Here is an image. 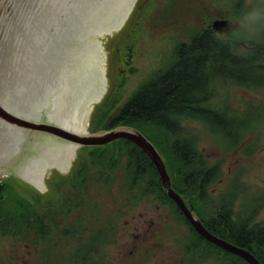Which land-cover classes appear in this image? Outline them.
Returning a JSON list of instances; mask_svg holds the SVG:
<instances>
[{"label":"rangeland","instance_id":"374dc122","mask_svg":"<svg viewBox=\"0 0 264 264\" xmlns=\"http://www.w3.org/2000/svg\"><path fill=\"white\" fill-rule=\"evenodd\" d=\"M139 4L140 0L124 28L114 36L107 37L103 42L107 57L106 74L109 89L104 99L93 110L88 126L91 134L106 130L99 125L101 116L96 115V112L108 97L111 96L109 105H115L113 110L115 114L141 87V84L149 82L160 71L176 63L178 51L174 52V49L177 44L191 40L199 30L212 23L215 18L222 16L225 18L223 20L229 18L235 20L249 11L259 10L262 13L261 18L251 25L249 31L233 29L223 32L227 36H237L239 32L243 33L245 39L240 41L236 47V52L240 54L252 53L254 47L251 40L264 44V0H155L154 6L148 9L146 5L138 9ZM227 76L228 74L223 77ZM218 91L220 95L215 100L226 102V106L232 110L253 111L248 113L251 117L255 116L258 111V118L251 122L252 128L243 132L241 139L223 145L215 143L200 122L192 120L194 122L186 123L184 121V125L194 128L199 138V148L211 165L219 164V177L214 183V201L219 202L221 196L233 189L232 183L240 179L243 187L235 197L239 199L241 195L243 199L237 201V212L243 214L245 206L247 213L260 206L257 221L264 223V92L260 90L256 93L230 80L226 82L225 88H220ZM50 100H52L51 97ZM219 105L224 106V104ZM256 146L257 149L254 150ZM251 147L254 153H244ZM90 149L81 147V153H76L75 161L69 172L72 182L77 178L81 179L83 195L71 192V195L68 194L65 198L84 200L81 214L86 224L92 223L91 230L95 224L97 227L105 228L108 236H111L114 228L111 232V229L107 227L112 228L114 224H117L119 227L117 244L111 243L105 246L108 238H103V247L94 248L97 255H92L88 261L86 258L82 259L86 249L81 252L80 256L75 257L71 243L62 249L63 246L58 242V230L53 229L48 234L50 240L47 241L44 240L45 238L40 239L35 226L33 231L25 236H18L14 232L5 234L0 230L3 234H0V264H143L144 254L145 264H184L186 262L184 260L187 259L186 245L192 233L184 224L179 223L177 218H174L170 207L164 205L156 196L135 199L127 192L126 183L134 179L128 174L129 168L125 167V160L118 168H109L106 182H102L100 175L97 176V169L88 165H83L85 171L81 175L79 162L81 160L83 164H89L87 160L91 161L88 154ZM57 175L62 174L56 169L49 170L45 181V195L50 198L56 195L55 199L59 197L60 192L62 193L60 185H57ZM10 179L18 184L17 178ZM144 180L146 181V178ZM19 182L24 183L22 180ZM27 185L34 190H25L18 186L20 193L30 194L29 196L36 202L37 192L40 195L42 193L32 185ZM127 198L133 200L135 204L129 210L121 202ZM53 203L54 209L58 211L61 200L58 199ZM65 207L64 203V210L57 215L67 219L62 215ZM113 210L122 213L123 217H118L114 213L116 216L114 218L110 212ZM142 215L146 216V237L144 238L145 243L139 248H146V250L143 251L144 254L132 258L130 257L131 249L140 240L134 225L144 217ZM77 216L78 213H72L70 218L77 219ZM56 219L62 221L61 217ZM29 236L31 237L29 240L21 238ZM101 241L102 239H98V244ZM119 249L123 252L120 253ZM56 250H63V252L55 253ZM73 257L79 262L70 263L69 259ZM199 264L221 263L212 259Z\"/></svg>","mask_w":264,"mask_h":264},{"label":"trees","instance_id":"16d2710c","mask_svg":"<svg viewBox=\"0 0 264 264\" xmlns=\"http://www.w3.org/2000/svg\"><path fill=\"white\" fill-rule=\"evenodd\" d=\"M244 39L242 32L237 36L223 37L205 27L192 37V43L185 47L186 53L180 61L160 71L149 82L141 84V87L115 114H113L115 105H109L111 96L96 112V115L101 116L99 125L106 130L126 126L136 128L145 134L164 157L175 189L187 197L188 202L198 210L205 222H209V230L224 237H228L227 233L217 232L214 229L210 222L214 211L206 206L207 186L211 180L214 184L219 177V164L211 165L200 150L199 144H194L196 136L194 130L185 126L184 121L191 119L200 122L215 143L223 139L227 140V143L234 142L242 138L243 132L252 128L251 122L258 118V111L251 117L249 114L253 111L232 110L226 106V102L215 100L220 95L217 88H225L228 80L256 93L260 90L264 92V44L251 40L254 47L252 53H237L236 47ZM216 72L221 76L227 73L228 76L219 78ZM224 79L226 82H223ZM195 103L198 104L197 107L194 106ZM212 124L220 130L215 136ZM88 154L91 160H87L89 164H83L81 160L79 162L81 175L85 171L83 165H88L97 169V176L100 175L102 182H106L109 168H118L125 160L124 165L129 168L128 174L134 179L126 184L129 194L135 199L156 196L164 197L169 201L167 205L174 218L192 233L186 245L185 254L188 259L184 260L186 261L184 264H199L210 259L222 264H240L239 257L228 255L229 257L226 258L225 251L196 233L176 203L167 195L153 162L135 143L119 140L109 146L91 148ZM141 168H148L150 171L145 172ZM17 182L18 184L10 179L0 184L2 233L14 232L18 236H25L31 233L35 226L40 239L45 238L44 240L47 241L50 240L48 234L53 229L58 230V242L63 246L62 249L71 243L74 257L80 256L86 249L82 259L86 258L88 261H90L89 257L97 255L94 248L103 247V238H108L105 246L117 243L118 237L115 231L112 232L111 227H107L111 229V236H108L105 228L97 227L95 224L91 230L92 223L86 224L87 228L84 230L79 206H70L69 198H65L66 195L68 196V191L64 187L63 176H59L57 180L62 191L57 198L62 202L58 211L54 209V203L50 202L55 200L53 196L50 198L37 192V200L34 202L30 194L20 193L18 186L25 190L34 189L19 180ZM237 184L238 180L232 183L233 186ZM75 188L76 192H83L82 182ZM232 200L235 201V197H232ZM64 203L66 207L62 215L67 219L57 215L64 210ZM75 211L78 213L77 219L70 218ZM96 216L98 217V212ZM57 217H61L62 221H57ZM118 217H123V214L119 212ZM235 225L232 234L236 237L237 243L248 248L262 261L264 227L256 235L253 229L245 232L243 228H239L242 226L240 221ZM2 233L0 234L3 235ZM29 237L21 238L29 240L31 239ZM98 239H102L100 244L97 242ZM54 252L60 253L63 250ZM74 257L69 259L70 263L79 262L74 260Z\"/></svg>","mask_w":264,"mask_h":264},{"label":"water","instance_id":"95a60500","mask_svg":"<svg viewBox=\"0 0 264 264\" xmlns=\"http://www.w3.org/2000/svg\"><path fill=\"white\" fill-rule=\"evenodd\" d=\"M64 5H69L68 0H0V167L6 163L18 172L19 165L32 157L33 151H40L37 165H44V142L78 145L77 153H81V147L129 140L150 157L169 197L203 238L245 257L251 264H261L249 251L215 236L204 226L193 213L194 207H189L173 188L167 165L154 143L139 130L119 127L91 134L85 129L80 134L64 125L59 115L50 117V106L45 107L50 53ZM226 23L218 20L213 28L221 30ZM18 145L21 148H16ZM16 175L32 185L19 173ZM9 177L14 176L6 175L2 182Z\"/></svg>","mask_w":264,"mask_h":264},{"label":"bare ground","instance_id":"6f19581e","mask_svg":"<svg viewBox=\"0 0 264 264\" xmlns=\"http://www.w3.org/2000/svg\"><path fill=\"white\" fill-rule=\"evenodd\" d=\"M68 3L69 5L63 7L51 45L45 107H51L48 112L51 118L54 119L59 115L64 125L81 134L85 129L88 130L94 108L103 100L109 89L106 74L107 57L103 42L107 37L124 28L131 17L136 0H68ZM216 75L224 78L227 73L221 76L216 72ZM223 82H226V79ZM50 97L52 100L49 101ZM194 106L197 107L198 104L195 103ZM185 122L194 121L185 120ZM219 131L218 127L213 125L214 136ZM194 144H199L197 134ZM77 149H79L78 145L44 142V165H37L40 151L37 153L33 151L32 157L22 161L18 173L34 187L46 191L45 181L48 171L56 169L70 172ZM210 182L212 183L213 180ZM227 198L221 196L219 202H214V205L207 203L206 206L215 212V214L213 212L214 229L224 233L230 230V234L227 233L228 237H224L215 231L210 230V232L233 245L246 249L264 264V256L261 261L248 248L239 245L232 234L238 221L242 225L239 228L244 230L245 225L249 227V220H254L255 216H258L257 210L247 213L245 206L244 213L240 214L236 210L237 203L228 205ZM217 210H225L232 215L225 219ZM263 227L264 223L260 222L257 225L258 231L261 232ZM216 247L226 252V258L228 255H235L240 258V264H251L243 256Z\"/></svg>","mask_w":264,"mask_h":264},{"label":"flooded vegetation","instance_id":"af4514ba","mask_svg":"<svg viewBox=\"0 0 264 264\" xmlns=\"http://www.w3.org/2000/svg\"><path fill=\"white\" fill-rule=\"evenodd\" d=\"M154 1L155 0H140V4H139V8L138 9H140V8H142V7H144L145 5H146V7H147V9L151 6V7H153L154 6ZM144 2H147L146 4H144ZM146 9V10H147ZM223 19H225V18H223L222 16H220V17H217V18H215V20L213 21V22H216V21H218V20H221V21H227V20H223ZM213 22L212 23H210V24H208L207 25V27L209 28V29H211L216 35H218V36H223V37H225V36H227V35H225V32H223V31H225L226 29L225 28H223L222 30H220V31H216V30H214L213 29ZM190 43H192V39L191 40H186V41H182L181 43H179V44H177L176 45V47H175V49H174V52L176 51H178V59H177V61L176 62H178V61H180L181 59H182V57L185 55V53H186V49H185V47H187V45L188 44H190ZM164 73V72H163ZM257 149V146L254 148V150H256ZM254 150L252 149V147L251 148H248V149H246L245 151H244V153H248V154H252V153H254ZM223 154H225L224 153V151H223ZM13 162V161H12ZM11 163V162H10ZM12 165V164H11ZM8 170H1V171H5V172H7V171H9L10 172V174L9 175H13L14 173H11V172H13V170H12V168L11 167H8L7 168ZM141 170H143V171H145V172H149L150 170L148 169V168H141ZM0 171V172H1ZM2 174H6V173H2ZM62 174V176L64 177V179H65V183H64V187H65V189L68 191V194H70L71 195V192H76V188H75V186H80L81 185V179L80 178H77V179H75L73 182L70 180V177H69V172L68 173H61ZM17 178H19L18 176H17ZM57 178L59 179V175H57ZM239 180V182H240V179H238ZM55 184V183H54ZM127 184V183H126ZM57 185H60V184H57ZM52 187H54V185L52 186ZM174 187V186H173ZM51 188H49V190H50ZM52 190H53V188H52ZM235 192L237 193V196H238V194L241 192V187L239 186V187H237V188H235ZM53 193H54V191H53ZM53 193H52V195H53ZM76 193H78V194H81V195H83V192H81V191H79V192H76ZM181 194V193H180ZM54 195H55V193H54ZM214 195H215V188H214V184H213V182L211 183V182H209L208 183V186H207V203L208 204H213L214 205ZM181 196L183 197V199L185 200V202L187 203V204H189V202H188V199H187V197L185 196V195H183V194H181ZM203 196V195H202ZM226 196L228 197L227 198V203H228V205H231L232 203H237V201H240V200H242L243 198L241 197V195H240V198L239 199H237L235 202L232 200V198H231V194L229 193V192H227L226 193ZM54 197H56V195L54 196ZM70 198V197H69ZM36 200H37V196H36ZM159 200L164 204V205H166L167 206V204H169V201L168 200H166L164 197H161V198H159ZM58 201V199H55V200H50V202H57ZM83 202H84V200H82L81 198H78V200H74V199H69L68 200V204L70 205V206H79V208H80V212H81V208H82V204H83ZM121 202L122 203H124L125 204V207H127L128 208V210L130 209V208H132L133 206H134V201L133 200H130V199H124V200H121ZM256 210H257V212H259V210H260V206H258L257 208H256ZM113 213H115L117 216H118V214H119V212L117 211V210H113L112 211ZM193 212L196 214V215H199V212H198V210L194 207V210H193ZM217 212L219 213V215L220 216H222L223 218H225V219H227L228 217L230 218L231 217V215L232 214H230L229 212H227V211H225V210H223V211H220V210H217ZM74 213H76V211L74 212ZM234 215V214H233ZM142 216H144L136 225H134V229L135 230H137V237L140 239L138 242H137V245L136 246H134V248H132L131 249V255H130V257H135V256H139V255H142V254H144V252L143 251H145L146 250V248H139V247H141L144 243H145V241H144V238L146 237V216L145 215H142ZM203 220V219H202ZM210 222H212V224H213V227H214V218H212V220L210 221ZM83 223H84V230L86 229V223L84 222V220H83ZM203 223H204V225L209 229V223L208 222H205L204 220H203ZM205 223H207V224H205ZM260 223V221H257V215L255 216V219L254 220H249V222H248V225H249V227H246V225L244 226V230H247V228H250V229H253L254 230V232L256 233V235L258 234V228H257V225ZM112 228H114V231H115V233H116V236L118 237L119 236V227H118V225L117 224H114L113 226H112ZM67 229H69V227H67ZM227 231V233L228 234H230V230H226ZM125 232V231H124ZM118 242V241H117ZM117 244V243H116ZM136 251V252H135ZM119 252L120 253H122L123 251H121L120 249H119ZM142 263L143 264H145L146 263V256H145V254H144V256H143V261H142Z\"/></svg>","mask_w":264,"mask_h":264},{"label":"clouds","instance_id":"9594fccd","mask_svg":"<svg viewBox=\"0 0 264 264\" xmlns=\"http://www.w3.org/2000/svg\"><path fill=\"white\" fill-rule=\"evenodd\" d=\"M262 13L259 10H252L246 13L243 17L235 20L229 18L225 25L226 30H241L249 31L251 25L261 18Z\"/></svg>","mask_w":264,"mask_h":264},{"label":"snow or ice","instance_id":"6c2138e0","mask_svg":"<svg viewBox=\"0 0 264 264\" xmlns=\"http://www.w3.org/2000/svg\"><path fill=\"white\" fill-rule=\"evenodd\" d=\"M221 28H225V26H224V25H222V26H221Z\"/></svg>","mask_w":264,"mask_h":264}]
</instances>
